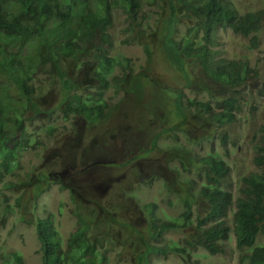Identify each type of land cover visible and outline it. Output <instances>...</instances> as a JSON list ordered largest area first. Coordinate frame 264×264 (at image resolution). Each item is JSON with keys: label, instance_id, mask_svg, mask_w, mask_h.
I'll list each match as a JSON object with an SVG mask.
<instances>
[{"label": "trees", "instance_id": "16d2710c", "mask_svg": "<svg viewBox=\"0 0 264 264\" xmlns=\"http://www.w3.org/2000/svg\"><path fill=\"white\" fill-rule=\"evenodd\" d=\"M156 6H161L165 12L170 10L169 16L166 17L167 13L156 15L160 13L156 11ZM179 10L187 11L188 16H194L199 22L189 26L187 32L176 39L174 36ZM118 19L125 22L123 30L128 33L126 43H141L143 56L148 60L153 55L152 45L145 43L143 38H149V31L160 30L157 21H164V25L168 23V28L163 25L164 30L156 43L165 42L163 48L167 50V57L172 64L177 68L184 67L183 59L188 56L199 61L200 69L196 68L199 73H188L184 80L192 83L196 77L198 84V80L205 83V78L212 77L218 84L210 89V94L212 97H221L220 106L225 109L215 115H211L208 110L209 102L205 104L196 99L190 100L189 106L193 109L190 111L183 103L182 94L175 98L165 96L164 101L159 99V103L166 107L173 105L172 100L178 102L181 115H171L175 123L168 129L156 132L152 145H157L161 154L158 162L165 164L167 171H170L169 176H164L165 184L176 194L180 193V188L175 182L181 174L185 175L194 168L203 177L200 183L192 179L193 187L195 185L198 189H189L188 197H184L187 210L183 215L185 223L191 224L194 222L191 216L193 203L200 200L207 205L206 215L196 217L198 226L203 227L200 244L211 253L223 250L218 240L229 233L231 227L224 217L228 216L231 209L232 230L236 236L237 248L240 252L244 250L239 264H264V241L260 240L264 236V115L252 146L255 152L252 161L256 170L242 177L238 194L235 195L228 189L227 175L230 166L216 150L196 157L190 153L187 144L180 142L178 136L174 138L167 135L168 140L160 142L164 132L171 131L174 134L194 128L193 130L201 129L202 132L186 133L187 140L192 144L203 139L220 140L225 144L229 137L227 129L219 132L209 129L202 117L207 114L205 119L211 121L209 117L212 116L221 126L235 122L239 117L237 112L242 109L241 101L245 99L241 87L246 86L254 69L248 67L246 61L215 60L210 54V42L217 27L224 24L238 34L253 36L251 46L257 45V35L264 33V8L238 13L229 0H0V183L7 180L0 186V226L9 219L7 213L19 211L22 215L18 218L25 219L28 207L34 204L33 200L26 198V190H31L35 198H38L44 187L50 186V170H37L36 175L28 182H18L25 154L35 153L40 146L47 147L45 143L56 137L58 131V125L54 124V120L58 119L54 115L55 107L42 99V90L44 96L48 92L43 89L41 79H38L41 69L47 64L50 67L48 73L53 74V79L47 84L48 90L53 93L49 86L57 80L62 81L56 90L57 96L62 93L59 100L63 112L61 117L71 120L72 130L78 127L76 137L89 124L101 126L97 130V136L109 130L102 128L106 125L102 119L109 116V102L105 96L109 86L119 96L118 103L131 97L129 104L136 112V118H143L137 125L145 126V119L151 114L150 103L143 108V101L146 99L143 79L147 76L148 69L144 71L143 68L139 73L133 74L135 60L131 61L130 56L125 54L108 53L113 45L109 29L114 20ZM200 31H203L204 42L197 38ZM92 50L93 57L89 58L88 53ZM65 63H72L77 68L78 75H66ZM238 64L246 65L231 77L221 73L223 66L237 67ZM138 75L141 76L139 83L136 81ZM37 79V83H34ZM163 84L166 86L160 87L165 91L176 89L173 79L164 80ZM201 86L198 85L200 89ZM92 87L95 92L91 90ZM82 88H88L85 94H80ZM164 144L169 148L160 147ZM147 151L149 155L152 148ZM174 160L179 162V166ZM172 162L175 163L174 166ZM160 172L161 170H153L152 175L161 176ZM11 177L15 180H11ZM53 177L56 180V175ZM14 189H18L16 192L22 190L23 194L14 203L4 200L16 193ZM124 198L125 194L117 192L112 201H126ZM127 200L134 204L132 199ZM145 205H153L152 208L157 206L155 203ZM86 208V211L76 212L79 228L69 237L64 250L61 248L62 240L57 239L55 231L51 229L53 222L49 218L39 221L37 233L43 249L40 264H105L108 252L113 249L109 241L112 236L109 237L108 231L89 234V222L93 217L90 213L94 217L99 213L93 210L94 205ZM157 222L150 221L151 238L158 239L162 231L178 227L173 221ZM138 235L144 251L137 255L135 264H150L149 255L155 252L169 249L180 253L185 251V247L159 246L150 243L143 234ZM7 253L2 255L5 260L0 264H25L23 256L17 251Z\"/></svg>", "mask_w": 264, "mask_h": 264}, {"label": "rangeland", "instance_id": "374dc122", "mask_svg": "<svg viewBox=\"0 0 264 264\" xmlns=\"http://www.w3.org/2000/svg\"><path fill=\"white\" fill-rule=\"evenodd\" d=\"M232 1L241 13L264 8V0ZM157 23L160 30L151 33L149 31V38H143V41L151 42L153 45V55L150 60L143 56L141 43L136 41L126 43L128 33L123 30L126 26L124 21L114 20L112 27L109 29L113 45L109 48L108 53L110 55L125 54L130 56L131 61L143 59L141 65L138 64L140 66L139 69L136 67L133 74H137V70L144 68L145 71V69H148L147 76L143 79L145 81L144 94L146 95V99L143 101V108L147 106V103H150L151 106V104H156L159 99L164 101L165 96L175 98L181 94L179 89L182 88V85L177 76L173 78L176 89L165 91L160 87L166 86V84H163L162 80H159L160 77L156 75H160L163 78L165 69L170 68L177 72L179 71L183 77L190 72L199 73L196 69L197 65L194 69L183 61L184 67L177 68L172 64V61L169 62L167 55L164 53L167 50L163 48V43H156L157 50L155 49L154 43L159 41L160 33L164 30V21ZM178 28L181 29L179 30L180 32H185L183 25L178 24ZM257 36L259 38L258 44L251 46L253 36L237 34L229 26H223V28L216 31L215 37L218 40V46L213 47V49L218 50L219 55L243 60L248 59L251 65L259 72V78L263 82L264 33H260ZM88 54V57L92 58L93 50L89 51ZM48 70L49 64L44 67V71L41 74L43 89L48 93L45 96L43 90L41 93L42 99L55 107L58 119L54 120V124L58 125V131L56 137L45 143L47 147L40 146L35 150V153L25 154L22 161L23 168L19 170L21 171V177L18 178V182H28L36 175L37 170L46 172L50 170V179L48 181L52 185L50 187L52 188L51 193H53L50 196L51 202L56 204L61 200L69 208L72 205L77 206L79 204L80 209H82L84 204L86 207L94 205L95 208L93 210L95 209L99 215L94 217V214L90 213V216L93 215V217L89 222L91 225L89 230L93 232L100 231L99 233L108 231L109 237L112 236L109 241L113 249L108 252L105 264H135L137 255L144 251V247L139 243V233L143 234L150 243L159 246L185 247V251L182 253L173 249L152 253L149 255L150 264H239V258L244 253V250L240 252L237 248L236 236L232 230L233 216L231 209H229L228 216L224 217L231 228L227 236L218 240L223 250L217 253H211L199 242L200 238L203 237V227L198 226L196 217L200 216L202 218L206 215L207 205L204 201L199 200L198 202L197 200V203H193L191 216L194 222L191 224L185 223L183 215L187 207L184 204V197H188V192L191 188L197 191L198 187H195V185L193 187L192 182L194 181L192 179L194 178L198 183L203 180V177L198 174L199 170L193 168L187 174L180 175V178L175 182L180 188V193L176 194L165 184L164 176H169L170 171H167L168 167L165 164L158 162L161 157L160 152H151L147 155L148 151L146 149H138L135 153H131V151L140 146H147L149 139L137 140L138 133L135 130L130 131L128 137L123 132L116 131L120 122L127 120L131 114L136 113L129 104L131 97L123 99V103L122 100L120 101V107L126 111L127 116L115 117L110 115L111 118L106 121L109 130L97 136L96 131L101 126L95 123L93 125L89 124L85 125L81 135L76 137L75 132L78 127L72 130L71 120L61 117L63 112L60 108L59 100L62 97V93L57 96L56 90L62 81L57 80L56 83L49 86L53 93L49 92L48 85L44 83L50 77ZM76 70L77 68L72 63H69V65L65 63L64 71L66 75L77 76L78 72ZM180 79L184 84V79L182 77ZM140 80L141 76L138 75L136 81L139 83ZM195 82L197 83V80ZM200 82L198 80V84ZM257 85L256 79H253L246 90L252 100L250 102L244 100V105L238 113L237 121L224 125L227 126L226 129L229 135L225 144L220 140L210 141L207 139H203L198 144H192L187 140L186 132L178 136L180 142L187 144L197 157L204 156L211 150H216V153L226 160L230 166L229 174L227 175L228 189L232 190L234 195L238 194L242 177L256 170V166L252 161L255 153L252 146L264 113V89ZM87 90L88 88L80 89V94H85ZM91 90L95 92V88L92 87ZM188 91L191 95L195 93L191 90ZM105 96L108 99L109 106L114 104L117 98L111 86H109ZM172 101L176 107V111L173 114H177L178 117L181 115L179 111L180 105L175 100ZM252 105H254V108ZM117 112L118 110H116ZM163 113L165 111L159 104L154 109L151 108V114L146 118L150 129L159 130L165 119ZM182 127L180 126V128ZM193 129L189 128L188 130L197 134L202 132L201 129ZM103 140H106L108 144L104 145ZM166 140H168V137L162 136L160 142L163 143ZM102 145L104 146L102 147ZM161 146L164 149L167 148V144ZM132 155L133 157L126 162ZM96 160L98 162L94 163ZM70 161H74L71 168L73 171L65 172L67 163ZM110 162L112 164L108 165ZM114 162L124 165L115 166ZM153 170H161L160 173L162 175H152ZM55 173H59L61 178L55 180L53 177ZM60 183L65 184L63 188L59 187ZM83 185L85 188L87 186L88 194L86 193L80 199L79 196L83 192ZM73 187L78 190L77 196L72 192ZM117 192L125 194L124 200L127 203L126 201H112V198H116ZM25 196L26 198L28 197L27 190ZM133 196H135L139 205L135 201H133L134 204H130V201L127 200L128 198L133 200ZM146 203H155L157 207L154 206L152 208L153 205L146 207ZM123 207L125 208L121 209ZM152 215H154V218H152ZM152 220H157L158 224L173 221L178 224V227L162 231L158 239L151 238L150 221L152 222ZM12 225L13 222L0 229V262L5 260L3 256L7 255V252L18 250L26 259V264H40L42 251L39 249L40 242L36 230L19 222L14 229ZM62 230L64 238H68L73 228L66 224L62 225ZM260 240L264 241V236H261Z\"/></svg>", "mask_w": 264, "mask_h": 264}, {"label": "clouds", "instance_id": "9594fccd", "mask_svg": "<svg viewBox=\"0 0 264 264\" xmlns=\"http://www.w3.org/2000/svg\"><path fill=\"white\" fill-rule=\"evenodd\" d=\"M229 1L232 2L233 7L238 11V9L235 6L234 2L232 0H229ZM178 9H179V7H178ZM164 10L165 9L162 8L161 6H156V11L160 12V13H157L156 15L162 16V15L167 13L166 17H168L170 10L168 12H165ZM186 13H187V11H185V10H183V11L179 10L178 11L177 15L179 16V20L176 23L175 36H174L176 39L181 38L183 36V34L187 32V29H188L189 26H192L196 22H199L194 16L190 17ZM238 13H241V12L238 11ZM157 22H159V21H157ZM178 24H181V25H183V27H185V32H180L179 31L181 29L178 28ZM164 26L168 28V23L165 24ZM223 26H224V24L223 25H219L217 27V29L215 30V32L213 33L212 40L210 42L211 43L210 47L212 48V52L210 54L214 56L215 60L226 59V60H233V61H236V62L246 61L248 63V67H251V68L254 69V72H252L251 78H248L247 81H246L247 82L246 86L244 85V86L241 87V91L245 94V99H242V101H241V107L243 108L244 100L246 102H250L252 100V97L250 96V94L248 92H246V90L250 86V83H252V80L256 79V83H258L257 86H261L263 89H264V81L261 82V80L259 78L260 77L259 72L257 71V69H255L251 65V62H249L248 59L243 60V59H240V58H234V57H227V56H224V55H219L218 50L213 49V47L218 46V40H216V37H215L216 31L218 29H220V28H223ZM197 38L200 39L202 42H204V40H203V31L202 32L200 31V33L197 35ZM145 43H151V42H145ZM210 43H208V44H210ZM163 44L165 45V42ZM151 45H152V43H151ZM154 47L157 50L156 42L154 43ZM152 50H153V45H152ZM164 53H166L167 56H169L167 51L164 52ZM167 59H168L169 62L171 61L168 57H167ZM142 60L143 59H141L140 61H136L135 60L136 65H135L134 69L136 67L139 69L140 66L138 64H140V62ZM173 61H175V60H173ZM183 61H185L187 64H189V66L193 67L194 69H195L196 65L198 66L197 68L200 69L199 61L196 58H194L193 56L184 57ZM147 65H149V64H147ZM245 65H239L238 64L237 67L223 66L224 69L222 70L221 73L224 72L226 77L229 78L235 72H237L238 70L244 69ZM49 69H50V67H49ZM41 70H42V72L39 73L38 79H41V74L43 73L44 68H42ZM141 70H137L138 73ZM168 73H170V76H168L169 75ZM190 73H192V72H190ZM49 75H50V77L48 78V80H50V81H47V82L44 81L45 85L50 84L51 80L53 79V74L51 75L49 73ZM156 76H159L160 80H162V82L164 80H170V79L176 78L175 76L179 77V80L181 81V85H182V88H180V91H181V94H182V97H183V100H184L183 103L185 105H187V107L190 109V111H193V109H191L190 106H189V102H190L191 99H193V100L196 99L198 101H204L205 104L207 102H209L208 110L211 113V115H215V114L221 113V111H224V109H225V107H223L222 105L220 106L221 97H218V95L216 97H212L211 94H210V89L211 88H215V86L218 85L216 83V81L212 77L205 78V80H206L205 83L200 80L201 82L199 84H197L195 82V80H196V77H195L193 79L192 83H187L184 80L185 82L183 84V82H182V80L180 78L182 77L184 79V77L180 74V72L179 71L177 72L176 70H173V69H170V68L164 70V77L163 78L160 75H156ZM38 79L36 81L34 80L35 82L34 81L33 82L37 83ZM41 83H42V81H41ZM200 84L202 85L201 89H200V87H198V85L200 86ZM173 85H175L174 80H173ZM188 90L194 91L195 93L193 95H191ZM118 99H119V96L117 95L116 102L114 104H112L111 106H109V104H108L109 116H107V118H105V119H102V120H104V122L108 121V119L111 118L110 115H113L115 117H125V116H127L126 115V111L120 107V103H118ZM157 104H159L163 108V110L165 111V113H163V116L165 115V119L163 120V123L161 124L159 130L156 131V130L150 129L146 119H145V126L144 125H137V124H139L141 122V120L143 118H138L137 119L136 118V114H131L127 120H124V121L119 123L116 131L123 132L124 134L127 135V137H128V134H129L130 131L135 130L138 133L137 140L149 139V144L147 146H140L139 148H136L133 151H131V153H135L136 150H138V149H146V150H148V148H152V151H151L152 153L158 151L157 145H152V140H153L154 134L156 132H159L160 130L162 131L164 128L168 129V127H170L172 124L175 123V121L171 117V115L173 114V112L175 110V106L171 105L169 107H166L165 105H161L159 103V101H158L156 104H151V108L154 109ZM116 110H118L117 113H116ZM212 111H213V113H212ZM239 112H237V115H238ZM189 114H191V113H189ZM54 115L56 116L57 113H54ZM206 115H204V116H206ZM204 116L202 117V118H204L203 123H205V125L208 126L209 129H214L217 132H219L221 130H226L227 126L219 125V123L218 122L216 123V121L213 119L212 116L209 117V119H211V121L206 120ZM102 120H100V121H102ZM197 121L198 122L200 121L199 117H198ZM170 122H172V123L170 124ZM103 127L109 129L108 125H104ZM106 131H104V132H106ZM187 132H190V130H188ZM171 133H172L171 131L169 133L164 132L162 134V136H167L168 135V136H172V137L176 138L177 136H180L181 134H183L185 132H181L180 131V132H176L174 134H171ZM96 134H97V131H96ZM102 142L104 143V145L108 144L106 140H103ZM199 142L200 141H198V142L194 141V144H198ZM127 143L129 144L128 141H127ZM104 145H102V147ZM161 148H163V147L161 146ZM188 149L190 150V153L193 156H196V154H194V152H193V150L191 148L188 147ZM132 157H133V155L126 162H128ZM97 162L98 161L96 160V162H94V163H97ZM174 162L179 166V162L178 161L174 160ZM174 162H172V165H173ZM114 163H115V166H123L124 165V164H121L119 162H114ZM73 164H74V161L68 162L67 163V168H65V172H68V171H71V170L73 171V169H71L73 167ZM111 164L112 163L110 162V164H108V165H111ZM55 175H56V180L61 178L59 173H55ZM10 179L13 180V181L15 180L13 177H11ZM3 180H4V178H2V181ZM6 181H4V182H6ZM3 183H0V186ZM49 184H50L49 187H44V190H42V193L40 194V196L38 198H35L34 193L31 192V190H28L27 191V194H28L27 199L28 200H33L34 204H30V206L28 207V212L25 215V219H19L18 218V217H20L22 215L19 211H15L13 213H7L9 215V219L5 222L4 225L0 226V229L6 227L7 224H9L11 222H13L12 228L14 229V228H16L17 223L19 222V223H23L26 226H31L37 232V229L39 227V225H38L39 221H41V220H43L45 218H49V220L53 222V227L51 229L55 231V233H56L55 237L57 239H59V240H62L61 248L64 250L67 247L69 237L72 236L73 233L76 232L77 229L79 228V226H78L79 225L78 224L79 217H78V213H76V212L80 211V210L86 211L87 208L85 207L84 203H81V204H84L82 209H80L79 204L77 206L72 205L69 208L66 205V203L61 201V200L58 203L54 204L53 202L50 201V196H52L53 193H51V189L52 188H50L52 186L51 182ZM64 185L65 184L60 183L59 187L63 188ZM14 190L16 192L18 189H14ZM82 191L83 192H82V194H80L79 198L85 196L86 193L88 194L87 186L85 188L84 185H83L82 186ZM72 192L74 193L75 196H77L78 190L76 188L73 187V191ZM21 194H23L22 190L9 195L4 200H7L8 202L14 203L16 201V198L19 195H21ZM60 198H61V196H60ZM134 199H135V196H133V201H135L139 205L137 200L136 199L134 200ZM155 207H157V206H155ZM24 212H25V210H24ZM66 224H68L70 227L73 228V231H72L71 235L68 236V238H64V236L62 235V231H63L62 230V225H66ZM90 232H93V231L89 230V234H90ZM37 237H38V233H37ZM39 249L41 251H43L41 243H40V248ZM17 252L20 253V251H18V250H17ZM42 254H43V252H42ZM21 256H23V255L21 254ZM23 262L26 264V259L24 257H23Z\"/></svg>", "mask_w": 264, "mask_h": 264}]
</instances>
